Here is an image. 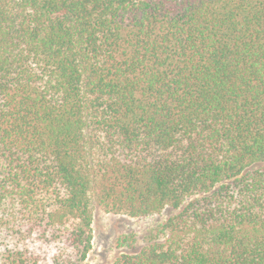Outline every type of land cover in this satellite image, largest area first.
Instances as JSON below:
<instances>
[{
    "label": "trees",
    "instance_id": "1",
    "mask_svg": "<svg viewBox=\"0 0 264 264\" xmlns=\"http://www.w3.org/2000/svg\"><path fill=\"white\" fill-rule=\"evenodd\" d=\"M93 202L180 210L113 264H264V0H0V264H84Z\"/></svg>",
    "mask_w": 264,
    "mask_h": 264
},
{
    "label": "rangeland",
    "instance_id": "2",
    "mask_svg": "<svg viewBox=\"0 0 264 264\" xmlns=\"http://www.w3.org/2000/svg\"><path fill=\"white\" fill-rule=\"evenodd\" d=\"M179 212L167 207L160 213L132 218L106 213L93 202V242L84 264H113L121 254L136 253L151 242L164 241L166 236L160 232L161 227Z\"/></svg>",
    "mask_w": 264,
    "mask_h": 264
}]
</instances>
